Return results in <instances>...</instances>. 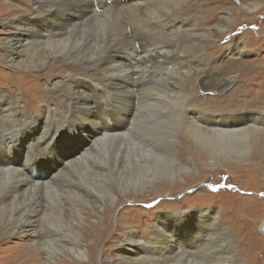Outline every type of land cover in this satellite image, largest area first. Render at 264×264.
<instances>
[{"label": "bare ground", "instance_id": "6f19581e", "mask_svg": "<svg viewBox=\"0 0 264 264\" xmlns=\"http://www.w3.org/2000/svg\"><path fill=\"white\" fill-rule=\"evenodd\" d=\"M31 1L34 11L22 14L21 7L0 0V17L4 13L8 16L2 24L7 37L0 43V54L10 67L23 71V79L45 75L48 94L56 98L67 116L59 110L54 112L55 128L48 135V140L54 139L52 146L36 150L34 141L42 138L40 125L50 127L53 106L45 102L31 122L24 117L16 123V102H10L8 97L1 104L0 224L5 236L25 238L29 246H24V253L28 249L43 250L46 259L53 260L56 252L64 251L78 260L86 258L79 241V226L90 214L142 190L156 191L160 184L170 185L192 171L197 163L192 161L190 166L177 159V138L189 149L194 146L198 150L206 168H223L228 162L243 164L248 157H264V111L248 116L245 112L204 115V111L190 117L181 112L178 116L185 103L181 76L191 74L187 80L201 76V72L194 75L192 71L200 70L205 61L200 62L194 55L204 52L208 43L206 34L192 32L198 26L196 22L177 18L188 0H131L122 5L119 0H111L114 5L103 2L106 9L94 8L91 0ZM257 9L259 4L237 8L244 12ZM233 20V14L224 13L214 26L217 33L228 31ZM190 27L193 30H188ZM181 28L187 29L181 30L183 35L178 39L173 33ZM127 31H132L130 36H126ZM237 48L238 54L245 52L238 43ZM190 59L196 61L195 66L187 63ZM55 65L61 69L57 75L51 73ZM75 65L80 67L78 72L73 71ZM210 84L199 80L197 87L207 90ZM20 113L22 116V109ZM104 116L122 131L106 134L110 126ZM194 119L212 123L207 129ZM220 124L222 129L216 127ZM19 142L23 145L21 152L27 156L25 164L34 159L38 170L35 177L27 173L26 165H21L20 170L8 158ZM261 163L262 168L245 170L247 177L263 176L264 159ZM191 214L213 222L210 231L200 232V221L191 230L206 244L201 253L187 252L184 247L176 250L177 244L181 246L183 230L166 232L159 220H188ZM216 217L197 210L186 215H158L152 238L142 239L134 233L122 235V254L129 264H205L211 256L218 264H242L233 250L224 247L231 237ZM261 227L264 235V223ZM60 238L67 244L63 245ZM3 244L5 241L0 240V251Z\"/></svg>", "mask_w": 264, "mask_h": 264}, {"label": "rangeland", "instance_id": "374dc122", "mask_svg": "<svg viewBox=\"0 0 264 264\" xmlns=\"http://www.w3.org/2000/svg\"><path fill=\"white\" fill-rule=\"evenodd\" d=\"M6 1L19 6V8L21 7L22 14L31 10L34 11L31 0ZM119 1H121V5L133 2L131 0ZM103 2L107 6L115 4L111 0H91V5H96L94 8L106 9ZM187 3L188 6L182 7L183 10L181 9L177 18H186L196 22L198 25L196 31L191 27L188 30L191 31L192 29V32L196 34L198 32L206 34L208 43H206L204 52L194 55L197 56V59L199 58L200 62L205 61L200 64V70L194 69L195 71H192V73H195L194 75L201 72V76L199 78H197L198 76L192 77L188 80L187 77L191 74L181 76L180 81L183 82L185 87L182 94L185 97V103L183 107L181 106L182 110L178 113V116L181 112H184L188 117L201 111L206 112L204 115H212L214 112L224 115L245 112L247 116L250 113H262L264 111V61H262L264 59V0H188ZM251 4H259V9L255 12L245 10L246 13L243 10H237L239 6L250 7ZM9 12H12V10ZM227 12L233 14L235 20H233L228 31L217 33L218 30L214 26L219 22L221 16ZM6 19H8V16L5 13L1 15L0 43H3L7 37L6 31L2 27ZM176 21L178 22V20H174L173 23ZM183 29L186 30L187 28L175 30L173 35L180 39V36L183 35ZM131 33L132 31H127L126 36H130ZM162 37L164 38V35ZM237 43L240 47H244L243 51L245 52L243 54H238ZM1 56L2 54H0V97L2 98L0 109L3 108L1 106L3 100L10 97V102H16L13 106L16 108V123H18L22 122L21 119L24 117H29L28 122H31L32 116L37 114V109L44 106L45 102L46 105L53 106L50 107L52 114V116L50 115V127L40 125L42 140L34 141V144L36 143L35 149L37 147L36 150H41L42 145V149L51 147L54 139L52 141L48 140V135H51L55 128L54 121L56 117L54 112L59 110L60 113L67 116L65 109L60 108L56 98L48 94L49 86L44 82L45 75L39 79H36L35 76V78L27 76L28 78L26 77L25 81L22 78L23 71L10 67ZM195 62L190 59L187 63L193 67L196 65ZM61 66L64 67L65 65L62 64ZM73 67H76L73 70L75 72L80 69L78 65ZM174 69L179 71L177 67ZM51 70H53L51 72L53 75H57L61 69L60 66L55 65ZM87 77L93 80L89 77V74H87ZM199 80L205 83L211 82L207 90H201L197 87ZM22 83L23 86H19ZM45 96H50L49 100L43 101ZM34 106L36 107L34 108ZM19 109H22V116L21 113L18 114ZM178 116L176 118H179ZM249 117L252 118V116ZM104 119L108 120L106 116H104ZM192 121L207 129L210 128L209 126L212 123V121L207 120V122H204L199 119ZM60 122H57L56 125H59ZM107 122L110 126V132L108 131L106 134L110 135L122 131L121 127L114 128L115 123L113 121ZM244 122L242 121L241 124H244ZM99 123L103 126L102 119ZM216 127L222 129L221 124ZM177 137L181 138V136ZM179 140L177 138L176 141L177 159L181 160L182 164L190 166H192L190 164L192 161L197 163L194 168L192 167V171H189L185 177L182 176L183 178L172 181L170 185L160 184L159 187L161 188L156 191L142 190L137 195H131L130 199L119 200L118 204L112 203L103 208L102 211L90 214L89 219L83 223L81 222L79 226L81 234L79 241L85 251L86 258L78 260L64 251L63 253L56 252L53 260H48V257L46 259L43 250L36 252L28 249L24 253V246L26 248L29 246L25 238L5 236L0 224V240L5 241L0 251V264H129V260L122 254V249L125 248L120 244L122 235L134 233L142 239L152 238V229L158 215L172 213L177 214V216L179 213L186 215L196 213V210L205 215H217V221L229 230L231 237L229 242H225L224 247L227 246L233 250L235 257L242 264H264V235L261 233L263 229L261 225L264 223V175L261 176L262 178L247 177L245 172V170L252 168L254 170L259 169V167L262 168L261 162L264 157L258 159L248 157V160L243 164L228 162L223 168H218V166L206 168L203 165L204 160H199L198 150L194 146L189 149L183 141ZM22 147L23 145L20 142L13 146L8 158L11 164L14 165L13 167L20 170L23 169V165H26L28 168L26 169L27 173L35 177L38 170L34 168V159L29 161V165L25 164L27 156L21 152ZM257 149L258 146H255L253 148L254 152ZM2 160L3 158L0 157V161ZM249 207L251 208L248 211ZM196 215L191 214L188 220L181 217L180 220L176 217L174 219L172 217L159 219L162 220V228L166 232L179 231V228L183 230V235L180 237L181 246L177 244L176 250L181 251L184 247L183 249L188 250L187 252L194 253V251L199 250L201 253L204 251L206 244L202 243L201 238H198L199 236L192 235L191 230L194 231L198 226V221H200L203 224L200 227V232L201 230L210 231L213 222L211 218L205 216L196 219ZM41 236L43 237V232H40ZM67 239L70 240V237H67ZM60 242L63 245L67 244L66 239L60 238ZM23 253L26 255H23ZM215 259L216 257L213 256L206 258L205 264H218L214 261ZM164 261L167 262V260ZM224 264H234V262H225Z\"/></svg>", "mask_w": 264, "mask_h": 264}, {"label": "water", "instance_id": "95a60500", "mask_svg": "<svg viewBox=\"0 0 264 264\" xmlns=\"http://www.w3.org/2000/svg\"><path fill=\"white\" fill-rule=\"evenodd\" d=\"M261 232H263V230Z\"/></svg>", "mask_w": 264, "mask_h": 264}, {"label": "snow or ice", "instance_id": "6c2138e0", "mask_svg": "<svg viewBox=\"0 0 264 264\" xmlns=\"http://www.w3.org/2000/svg\"><path fill=\"white\" fill-rule=\"evenodd\" d=\"M42 147H43V145H42Z\"/></svg>", "mask_w": 264, "mask_h": 264}]
</instances>
